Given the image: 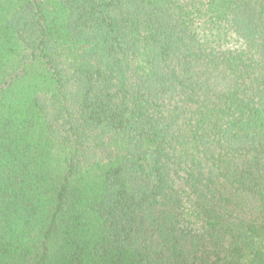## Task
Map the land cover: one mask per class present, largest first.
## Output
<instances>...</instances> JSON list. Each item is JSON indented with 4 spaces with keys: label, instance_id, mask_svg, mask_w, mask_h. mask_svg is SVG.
Listing matches in <instances>:
<instances>
[{
    "label": "trees",
    "instance_id": "trees-1",
    "mask_svg": "<svg viewBox=\"0 0 264 264\" xmlns=\"http://www.w3.org/2000/svg\"><path fill=\"white\" fill-rule=\"evenodd\" d=\"M0 264H264V0H0Z\"/></svg>",
    "mask_w": 264,
    "mask_h": 264
}]
</instances>
